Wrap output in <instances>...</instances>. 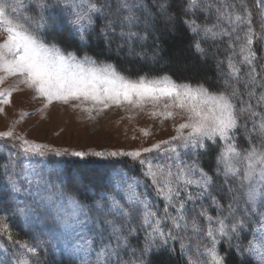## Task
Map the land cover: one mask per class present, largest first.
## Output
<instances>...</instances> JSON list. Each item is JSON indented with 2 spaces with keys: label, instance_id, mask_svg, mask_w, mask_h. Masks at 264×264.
Returning <instances> with one entry per match:
<instances>
[{
  "label": "snow or ice",
  "instance_id": "6c2138e0",
  "mask_svg": "<svg viewBox=\"0 0 264 264\" xmlns=\"http://www.w3.org/2000/svg\"><path fill=\"white\" fill-rule=\"evenodd\" d=\"M60 5L61 0H0V115L13 107L14 93L28 90L30 100L42 103L40 111L56 102L80 108L91 119L93 111L130 107L161 126L170 121L174 135L132 151L69 153L18 132L17 125L35 114L21 111L0 131V141L15 149L0 165L12 201L0 214V239L11 245L5 252L15 264H33L22 257L36 258L41 249L71 258L69 264H151L153 250L177 251L172 241L187 264H228L232 254L238 264H264V0H63L84 47L95 21L103 20L104 47L96 55L111 50L113 37H119L117 52L126 48L145 55L136 47L143 48L161 22L169 31L180 25L191 32L202 55L209 39L226 40L229 71L221 74L218 94L204 83L178 82L167 73L133 79L112 63L97 64L87 52L78 57L49 46L38 33L46 27L44 13ZM159 48L154 44L151 50L153 62L162 59ZM140 132L152 134L147 128ZM49 153L130 157L140 176L121 178L122 196L110 190L93 200L73 180L66 185L61 170L45 173L32 165L33 157ZM205 158L214 163L205 167ZM142 183L162 207L138 190ZM15 218L46 238L34 245L14 239L10 220Z\"/></svg>",
  "mask_w": 264,
  "mask_h": 264
},
{
  "label": "trees",
  "instance_id": "16d2710c",
  "mask_svg": "<svg viewBox=\"0 0 264 264\" xmlns=\"http://www.w3.org/2000/svg\"><path fill=\"white\" fill-rule=\"evenodd\" d=\"M28 3L36 4L37 0H28ZM50 3L56 4L57 0H50ZM63 10L61 5L49 7L47 12L44 13L46 27L38 35L49 46L55 44L60 47L65 51V54L68 51H74L78 57H82L84 52H87L89 55L94 56L97 64L112 63L118 71L133 79L145 73L148 74L149 78L159 77L167 73L178 82L187 81L192 83L193 86L197 83H204L206 87H209V91L216 92L217 94V88H222L221 74L229 71L227 57L230 55V51L226 40L221 42L220 40L213 41L209 39L206 43L202 44L208 50L207 55H202L193 47L191 32L185 30L180 25H178L175 31H169L161 22L158 25V30L147 40L143 48L140 45L136 47V52L143 51L145 55L129 54L126 48L117 52L116 45L120 42L119 37H113L111 50L104 49L103 55H96L104 47V38L100 35V29L104 23L103 20L97 19L95 21L93 25L94 30H89V36L86 41L87 46L84 47L79 36L73 34V27H71V23L66 19ZM173 11H177V9L174 8ZM205 15L201 13L200 19L203 20ZM209 22H214V16L209 17ZM157 37L158 39H156ZM154 44L160 45L159 56L162 59L158 62H153L151 59V50ZM259 92L260 89L258 88L257 94ZM252 103L255 104V100ZM3 148V153L0 152V165L7 160L8 153L11 151L7 147ZM202 163L207 167L209 163H214V161L209 162L205 158ZM120 164L94 158L68 160L64 163L63 167L64 174L66 175L65 184L68 185L69 180H73L86 197H90L93 200L99 199L105 196V194L110 193V190L113 189V174L119 168L127 169L126 167L128 166L124 164V166H121ZM130 170L132 174L139 173L134 165L130 166ZM72 174H75L76 177H73ZM7 179L3 168L0 167V210L8 211L12 201L7 190ZM85 196L78 194L79 199H84L85 203H91V200L85 199ZM10 223L14 239L21 241L30 239L16 219H12ZM143 234V232L139 234L141 245L144 241ZM133 243L135 244V241ZM174 245L177 249L174 253L166 246L153 250L150 257L151 264H186L178 245ZM223 250L221 246V251ZM129 255H125V259H128ZM70 259L67 256H61L56 253L50 264H69ZM228 264H238L235 254L228 257Z\"/></svg>",
  "mask_w": 264,
  "mask_h": 264
},
{
  "label": "rangeland",
  "instance_id": "374dc122",
  "mask_svg": "<svg viewBox=\"0 0 264 264\" xmlns=\"http://www.w3.org/2000/svg\"><path fill=\"white\" fill-rule=\"evenodd\" d=\"M78 3L79 0H76ZM252 0H249L251 3ZM61 6L64 9V14L68 22L71 23L73 34L79 36L75 32V27L72 24L73 17L69 11L63 6V0H61ZM255 11V9H253ZM254 27L257 32L260 31L259 24L255 23ZM32 93L28 90L22 93H14L13 107L6 108L7 115H0V131H5L10 126L13 120L19 119L21 111L34 112V115H30L25 119L22 124L17 125V131L23 133L26 138L35 140L39 143L48 144L54 148L61 150H67L69 153L72 151H84V152H111V151H132L140 147L150 146L162 139H167L169 136L174 135L172 131L171 122L165 121L161 126L158 120L149 118L145 112H140L137 109L127 108L121 109L113 106L112 108L106 109L100 115H97L95 111L92 112V117L89 118V114L80 108L73 109L70 105H64L54 102L49 108L40 111L43 107L42 103L38 100H30ZM76 103V102H73ZM141 128H147L151 131V135L145 137L140 132ZM135 137V138H133ZM7 147L11 151H15L11 147V142L0 141V152L3 153L4 148ZM148 156L155 155L145 154ZM94 158L101 161L117 162L121 166L124 164L128 167L127 169H121L113 174L112 182L114 191H118L120 195L123 192L120 191L122 188L121 178L129 179L131 177L140 176V166L138 162L133 161L130 157H96V156H85V157H73L70 155L56 156L53 153H49L46 157H33L31 163L37 169L43 170L47 173L49 170L59 169L63 173V179L66 180L64 174V163L72 159H86ZM123 165V166H124ZM136 166L139 173L132 174L130 166ZM76 177L75 174H72ZM54 179V177H53ZM77 180V178H76ZM8 182V179H7ZM139 191H147L149 198L158 206L162 207V200L155 196V193L149 187L145 189L143 183L138 189ZM110 194H105V197ZM7 212V210H0V214ZM215 214V213H213ZM23 227L25 234H28L30 239L23 240L31 245L40 243L45 236L40 235L38 232L31 231L24 225L22 219L15 218ZM13 219V220H15ZM11 221V220H10ZM11 225V223H10ZM144 238V234H143ZM170 244H177L178 242H169ZM0 260L7 261V264H15V257L11 252H5V247L10 248L11 245L5 240L0 239ZM167 247V246H166ZM56 253L49 250L39 251V256L36 258H30L33 264H50L51 260L55 257ZM182 255V254H181ZM185 258L187 264V257Z\"/></svg>",
  "mask_w": 264,
  "mask_h": 264
}]
</instances>
